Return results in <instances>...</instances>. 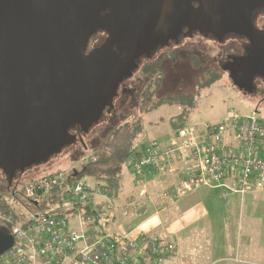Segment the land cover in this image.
Wrapping results in <instances>:
<instances>
[{
	"label": "water",
	"instance_id": "95a60500",
	"mask_svg": "<svg viewBox=\"0 0 264 264\" xmlns=\"http://www.w3.org/2000/svg\"><path fill=\"white\" fill-rule=\"evenodd\" d=\"M259 8L264 0H0V170L12 182L72 145L73 130L83 142L139 59L179 44L183 28L246 37L239 71L251 92L254 77L264 76ZM14 243L0 229V255Z\"/></svg>",
	"mask_w": 264,
	"mask_h": 264
},
{
	"label": "built area",
	"instance_id": "2783aa9c",
	"mask_svg": "<svg viewBox=\"0 0 264 264\" xmlns=\"http://www.w3.org/2000/svg\"><path fill=\"white\" fill-rule=\"evenodd\" d=\"M92 157L87 155L85 160L92 162ZM181 162L185 163L182 169ZM124 165L142 196L150 178L176 171H181L179 183L164 194L173 200L206 186L224 187L244 196L264 189V120L256 111L247 115L233 112L218 124H185L168 143L154 139L144 151H134ZM71 174L73 171L60 172L32 180L24 193L39 201L62 187L66 198L76 205L70 213L78 212L81 228H71L67 214L37 213L27 227L12 226L15 243L0 255V264H130L136 252L163 264L176 253L177 243H165L153 233L138 237L102 233L101 226L112 223L115 216L112 190L73 181ZM227 195V191L221 193L222 198ZM97 198L107 200L105 213L96 210L99 221L84 210Z\"/></svg>",
	"mask_w": 264,
	"mask_h": 264
},
{
	"label": "rangeland",
	"instance_id": "374dc122",
	"mask_svg": "<svg viewBox=\"0 0 264 264\" xmlns=\"http://www.w3.org/2000/svg\"><path fill=\"white\" fill-rule=\"evenodd\" d=\"M259 24L264 25L262 22ZM101 40L102 37L91 39L90 44L94 47L99 45ZM230 42L234 47L236 46L242 49L237 39L231 38ZM211 45L215 47L212 51L210 50ZM167 49L176 51L177 55L174 61L168 59L164 63L165 76L162 92L170 93L172 96L178 94L179 96H174V100L171 103H166L160 108L149 111L140 117V115L143 114L140 106V91L142 90L145 77L141 76V73L136 70L133 77H131L126 84L133 94L126 95L125 97L123 96L124 94H122L115 102L117 109L115 110L116 114L114 113L115 117L113 121L115 124V120L120 121L118 125L115 126L114 124V126L110 128L111 124L102 122L101 120L100 123L94 126L88 133H83V142L80 140V134L77 131H72L73 134L77 135V139L72 145L62 153L52 157L48 163L34 166L24 173L18 174L12 182H10L0 170V225L4 226L7 222H13L17 226L23 227L31 222L35 214L44 213V211L47 210L43 202L41 203V208L36 206L35 208L26 207L25 204L21 203V201L12 195L10 188L13 184H17L18 193H22L25 186L32 180H40L51 174L60 172L64 174L72 173L74 169L81 171L82 167L96 161L97 154L101 155L105 152L103 149L106 146L105 142L107 139L111 136L116 127L126 124V121L133 124L138 119L140 120V124L143 126V131L145 133L142 138L138 139L136 137L134 140L139 146L144 147V145L154 139L163 142L165 138H168V136L172 134L175 124H218L233 112L247 115L255 112L256 109H259L258 118L264 120V106L260 104L261 102L255 97L244 98L241 96V94L231 86L230 81L224 78L225 75H221L216 82L210 83L198 91L195 78L196 76H203V71L199 68H193L190 61L196 56L204 69H216L220 75L218 65L213 62V57L217 55L219 50L217 45L204 38L193 37L183 40L179 44L170 46ZM165 51L166 49L160 52V54L162 55ZM184 95L190 96L191 98H187ZM260 106L262 108H260ZM112 110L114 111V108ZM120 114L124 117L121 116V118H119ZM85 143H88L89 149L83 150L81 146ZM128 144L129 142L125 139L120 140L119 144H116V146H119L121 149ZM90 154L95 160L87 162L85 157ZM122 170L123 172L120 179L124 191L130 192L136 196L137 189L133 180L134 176L125 165ZM79 181L90 186L97 184L94 177L88 172H85ZM245 196L246 199L242 203L240 216L236 223L238 228L237 231L249 233V230L254 229L260 232L259 235L254 237L260 241L255 249L259 250L261 256V252L264 249V189L250 192V196H248V194ZM22 198L23 197H21V199ZM53 206L54 208L58 207L57 205ZM67 216L71 228H81L80 221L78 220V212L73 213V215L67 213ZM134 216L133 225L138 221L142 222L146 219L137 212ZM148 217H150V215H148ZM5 219L7 220L6 222L4 221ZM105 228L109 229L111 226L105 225ZM149 232L153 233V231L150 230ZM254 237H252V240L255 239Z\"/></svg>",
	"mask_w": 264,
	"mask_h": 264
},
{
	"label": "crops",
	"instance_id": "0c3cea01",
	"mask_svg": "<svg viewBox=\"0 0 264 264\" xmlns=\"http://www.w3.org/2000/svg\"><path fill=\"white\" fill-rule=\"evenodd\" d=\"M173 136L174 133L170 134L162 143H168ZM146 145H138L136 150L144 151ZM184 165L183 162L179 164L181 169ZM180 176L181 171L157 174L148 180L144 196L134 177L136 196L125 192L121 183L119 197L113 196L115 216L107 225L111 228L102 225V233H126L138 237L142 233L149 234L150 230L165 243H177L176 253L168 256L163 264H264V249L261 256L255 249L260 241L254 236L260 232L254 229L249 233L239 232L236 226L245 195L250 196V192L241 196L224 187L206 186L176 200L164 196L179 183ZM223 191L228 192L226 198L221 197ZM106 204L104 198L94 199L91 210L105 213ZM136 212L146 219L133 225ZM150 219L156 222L143 227ZM148 258L146 254L136 252L132 261L141 264L148 262Z\"/></svg>",
	"mask_w": 264,
	"mask_h": 264
},
{
	"label": "trees",
	"instance_id": "16d2710c",
	"mask_svg": "<svg viewBox=\"0 0 264 264\" xmlns=\"http://www.w3.org/2000/svg\"><path fill=\"white\" fill-rule=\"evenodd\" d=\"M165 49L166 51L162 55L161 54L154 55L151 58L145 59L143 64L138 69V71L141 73V76L145 77L142 90L140 91V100H141L140 106L142 108L141 112H143V114H141L140 117L148 113L149 111L160 108L166 103H171L174 100V96H179L178 94L172 96V94L170 93L162 92L164 86L163 80L165 76L164 63L168 59L174 61L177 55L176 51H171L167 48ZM190 63L192 64L193 68H199L203 71L202 72L203 76L202 75L200 77L196 76L195 78L198 91L206 87V85H209L210 83H214L219 79L220 75L216 71V69L213 68L204 69L196 56L193 57V60H191ZM128 80L130 79L125 80L120 86L119 95L115 99V102L118 98L121 97L122 94H124L123 95L124 97L126 95L133 94L130 92V90L126 85L128 83ZM185 97L191 98L190 96L187 95ZM116 109H117L116 104H114V111L112 109H107L104 117L102 118V122H107L111 124L110 128L113 127L115 124L113 118L115 117ZM121 116L124 117L123 115L120 114L119 118H121ZM115 121H116L115 124L116 126L120 121L117 120ZM184 125L185 123L175 124L172 133H175L177 129L183 127ZM144 133L145 132L143 131V126H141L139 119L133 124H130L129 121H126V124L116 127L114 132L105 142L106 146L103 149L105 152L101 155L100 154L98 155L95 152L97 154L96 161L93 163H89L85 167H82L81 171H79L78 176L76 178L72 177L71 179L73 181H79L81 176L85 172H88L90 175L94 177L97 185L112 190L113 196L118 198L122 188L121 179H120L123 172L122 168L126 162V159L134 151H136L139 145L138 143H135L134 139L136 137L138 139L142 138ZM118 139L120 140L126 139L129 142V144L120 149L119 146H116V144H119L120 141ZM81 148H83V150L89 149L88 143L83 144ZM16 186L17 184H13V186H11L10 188L12 195L15 198H17L19 201H21V203L25 204L26 207L28 208L30 207L35 208V206L41 208V203L43 202V204L47 208V210L44 211V213H50V214L63 213V215H66L67 213L73 212L74 206H76L73 202H70L69 198H66L64 194L65 191L62 187H58L54 189L49 195H47L43 199H40L39 201H35L28 199L25 196L24 193L25 188L23 189L22 193H18V189ZM21 197L23 198L21 199ZM53 205H57L58 207L54 208ZM91 205L92 203L88 207L84 208V210L91 212L93 215H95V220L99 221L100 216L98 215L97 211L91 210ZM4 221L6 222L7 220L5 219ZM28 224L24 225L23 228L27 227ZM13 225L16 224L13 222L11 223L7 222V224H4V226L0 225V229L5 232H10ZM130 264H134V262L132 261ZM141 264H158V263H155L153 261V258L149 257L148 262L146 263L142 262Z\"/></svg>",
	"mask_w": 264,
	"mask_h": 264
},
{
	"label": "flooded vegetation",
	"instance_id": "af4514ba",
	"mask_svg": "<svg viewBox=\"0 0 264 264\" xmlns=\"http://www.w3.org/2000/svg\"><path fill=\"white\" fill-rule=\"evenodd\" d=\"M253 21L257 28L264 29V25H260L259 23L262 22L264 24V8H259L253 13ZM102 42L106 39L108 34L106 32L102 33ZM193 37H199L204 38L208 41H211L213 44L217 45L219 50L217 55L213 57L214 64L218 65L220 76L225 75L224 78L230 81L231 86L244 98H257L258 101H260L261 105L264 106V76L256 75L253 79V90L250 92L248 90L247 86V79L246 75L243 71L240 72L241 64L245 63L246 56L248 55V49L250 46V43L248 39L241 35L236 34H226L223 36L221 40H219L215 35L208 34L203 35L200 34L198 31H194L192 34H189L187 32V28H183V33L180 36V42L186 39H191ZM237 39L239 42L238 44L242 46V49H239L238 47H234L230 40ZM179 42V43H180ZM176 45L173 41L170 42V46ZM238 45V46H239ZM239 46V47H240ZM166 47V48H168ZM215 47L211 45L210 50L212 51ZM165 48H157L154 55L160 54V52L164 51ZM152 56V57H153ZM148 57L144 56L139 59V67L143 64L145 59ZM260 108H262L260 106ZM264 109V108H263ZM259 109H256L255 111L258 112ZM76 130H73L75 132ZM79 135V134H78ZM79 174V170H78ZM78 176V175H77ZM76 176V177H77Z\"/></svg>",
	"mask_w": 264,
	"mask_h": 264
},
{
	"label": "clouds",
	"instance_id": "9594fccd",
	"mask_svg": "<svg viewBox=\"0 0 264 264\" xmlns=\"http://www.w3.org/2000/svg\"><path fill=\"white\" fill-rule=\"evenodd\" d=\"M155 222H156L155 220L150 219L149 221H146V222H145V224L143 225V227H147V226H149V225H152V224H154Z\"/></svg>",
	"mask_w": 264,
	"mask_h": 264
},
{
	"label": "bare ground",
	"instance_id": "6f19581e",
	"mask_svg": "<svg viewBox=\"0 0 264 264\" xmlns=\"http://www.w3.org/2000/svg\"><path fill=\"white\" fill-rule=\"evenodd\" d=\"M100 35V34H99ZM99 35H95V38H99Z\"/></svg>",
	"mask_w": 264,
	"mask_h": 264
}]
</instances>
